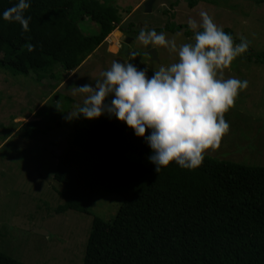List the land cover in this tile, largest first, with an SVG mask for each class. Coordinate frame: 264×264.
<instances>
[{
    "label": "trees",
    "instance_id": "16d2710c",
    "mask_svg": "<svg viewBox=\"0 0 264 264\" xmlns=\"http://www.w3.org/2000/svg\"><path fill=\"white\" fill-rule=\"evenodd\" d=\"M185 1L193 8L201 0ZM17 2L0 0V67L12 75L41 73L38 81H59L56 67L75 71L124 18L112 0H30L24 31L2 17ZM84 20L94 33L80 28ZM155 30L193 34L182 24ZM255 57L264 62V52ZM58 117L49 115L52 123ZM41 123L27 122L23 136L43 134ZM150 154L144 138L115 117L74 118L56 157L53 180L62 203L54 212L88 213L100 185L122 197L110 220L93 217L83 264H264V166L204 155L195 169L171 162L156 172ZM0 264L25 263L0 251Z\"/></svg>",
    "mask_w": 264,
    "mask_h": 264
},
{
    "label": "rangeland",
    "instance_id": "374dc122",
    "mask_svg": "<svg viewBox=\"0 0 264 264\" xmlns=\"http://www.w3.org/2000/svg\"><path fill=\"white\" fill-rule=\"evenodd\" d=\"M112 1L127 19L114 31L129 33L131 29L135 33L142 28L160 29L168 23L189 28V18L199 24L200 12L207 11L236 43L241 35L247 37L251 42L248 51L222 73L225 79L247 80L248 87L239 92L234 106L224 114L230 124L229 132L218 148L207 149L205 155L264 166V62L255 57L264 52V0H201L193 8L185 0H154L151 12L143 8L146 0ZM127 23L132 26L128 28ZM80 28L87 34L96 31L89 20L81 22ZM164 33L178 47L194 43V33ZM112 36L113 33L75 71L63 72L56 67L54 73L61 75L59 81L51 77L38 81L42 74L37 72L12 75L0 67V251L25 264H83L93 217L110 220L122 202L121 195L100 185L88 213L54 212L62 203L58 195L61 186L53 180L56 157L72 131L74 118H67L69 112L75 114L85 98L76 87L94 86L113 61L131 62L138 69H147L151 77L161 66L178 60L177 53L158 45L151 46L156 52V60H152L138 35H134L128 53H121ZM248 52L253 58L248 57ZM57 113L58 121L52 123L49 115ZM33 120L42 121L44 133L25 138L26 124Z\"/></svg>",
    "mask_w": 264,
    "mask_h": 264
},
{
    "label": "clouds",
    "instance_id": "9594fccd",
    "mask_svg": "<svg viewBox=\"0 0 264 264\" xmlns=\"http://www.w3.org/2000/svg\"><path fill=\"white\" fill-rule=\"evenodd\" d=\"M29 7L30 0H18L4 10L2 17L18 22L28 31L31 17H26L25 11ZM199 15V24L192 18L187 21L194 43L179 47L164 32L142 28L138 40L144 46H163L177 53V62L161 66L149 77L147 69L113 61L94 86L76 87L85 98L75 114L69 112L67 118L82 115L91 120L107 114L124 122L135 136L144 138L151 149L148 159L156 172L171 162L186 169L199 167L206 150L218 148L229 132L224 114L249 83L235 77L225 79L222 69L247 52L251 43L243 35L236 43L207 11ZM28 50L33 51L34 45H28Z\"/></svg>",
    "mask_w": 264,
    "mask_h": 264
},
{
    "label": "water",
    "instance_id": "95a60500",
    "mask_svg": "<svg viewBox=\"0 0 264 264\" xmlns=\"http://www.w3.org/2000/svg\"><path fill=\"white\" fill-rule=\"evenodd\" d=\"M154 0H146L143 4V8L146 12H151V9H152V3H153ZM114 36H112V41H120V42H123L122 44V48L120 50L121 53H125L127 54L128 53V48L129 46L135 41V38L132 37V36H124L122 35L121 32L119 31H115L113 33ZM112 43L113 45V42H110ZM113 49L114 46H113ZM146 52L151 56V59L152 60H156V52H155V49H153L151 46H146Z\"/></svg>",
    "mask_w": 264,
    "mask_h": 264
},
{
    "label": "crops",
    "instance_id": "0c3cea01",
    "mask_svg": "<svg viewBox=\"0 0 264 264\" xmlns=\"http://www.w3.org/2000/svg\"><path fill=\"white\" fill-rule=\"evenodd\" d=\"M131 14V13H130ZM126 20L127 19H125V18H123V21H122V23L123 22H126ZM121 23V24H122ZM116 31V30H115ZM114 30H113V32L112 33H114L115 32ZM119 32H121L122 33V35H124V36H133L134 37V35H131V34H129L128 32H126V31H119ZM111 42V41H110ZM114 43H116V41L114 42ZM118 44V43H117Z\"/></svg>",
    "mask_w": 264,
    "mask_h": 264
},
{
    "label": "flooded vegetation",
    "instance_id": "af4514ba",
    "mask_svg": "<svg viewBox=\"0 0 264 264\" xmlns=\"http://www.w3.org/2000/svg\"><path fill=\"white\" fill-rule=\"evenodd\" d=\"M133 37V36H132ZM116 43H119L120 44V49L122 48V44H123V42H120L119 40H118V42H116Z\"/></svg>",
    "mask_w": 264,
    "mask_h": 264
},
{
    "label": "built area",
    "instance_id": "2783aa9c",
    "mask_svg": "<svg viewBox=\"0 0 264 264\" xmlns=\"http://www.w3.org/2000/svg\"><path fill=\"white\" fill-rule=\"evenodd\" d=\"M116 42H118V41H116ZM117 45H118V47L120 48V44L118 43Z\"/></svg>",
    "mask_w": 264,
    "mask_h": 264
}]
</instances>
